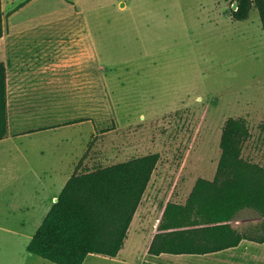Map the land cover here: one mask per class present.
<instances>
[{
	"label": "rangeland",
	"instance_id": "obj_1",
	"mask_svg": "<svg viewBox=\"0 0 264 264\" xmlns=\"http://www.w3.org/2000/svg\"><path fill=\"white\" fill-rule=\"evenodd\" d=\"M26 1L6 2L7 14ZM235 5L233 0H31L9 15V24H25L22 40L59 39L65 25H89L91 122L84 124L83 143L62 148L66 162L74 159L71 150L77 154L85 147L89 128L82 171L151 152L168 163L145 198L153 207L136 215L120 255L91 253L83 264H134L164 202L183 201L175 194L187 192L221 154L228 117L247 119L252 137L244 151L264 164V29L256 7L248 18L235 20ZM34 147H28V156L39 164L44 159ZM2 194L0 264H57L27 250L35 226L22 224L27 209L9 207ZM238 218L258 223L260 217L250 209Z\"/></svg>",
	"mask_w": 264,
	"mask_h": 264
},
{
	"label": "trees",
	"instance_id": "obj_2",
	"mask_svg": "<svg viewBox=\"0 0 264 264\" xmlns=\"http://www.w3.org/2000/svg\"><path fill=\"white\" fill-rule=\"evenodd\" d=\"M233 1L235 20L248 18L256 7L264 29V0ZM3 32L0 0V37ZM6 79V65L0 63V139L8 134ZM251 135L245 117L225 120L214 179L198 177L185 203H164L150 254H205L236 246L243 238L264 242V165L243 155ZM88 155L89 151L28 242L31 253L57 264H83L91 253L119 255L161 154L151 152L82 171ZM244 208L263 217L249 230L253 235L232 224Z\"/></svg>",
	"mask_w": 264,
	"mask_h": 264
},
{
	"label": "crops",
	"instance_id": "obj_3",
	"mask_svg": "<svg viewBox=\"0 0 264 264\" xmlns=\"http://www.w3.org/2000/svg\"><path fill=\"white\" fill-rule=\"evenodd\" d=\"M30 1L24 2L23 6ZM6 2L10 0H2L4 32L0 37V63L6 65L8 134L0 139V191L5 192L2 195L9 207L27 209L21 223L35 226L31 232L32 238L80 160L90 151L89 128L85 130L86 141L82 151L75 154L71 150L74 159L67 163L66 150L62 149L77 141L83 143L84 124L91 122L90 28L88 23H70L63 26L59 39L22 40L25 24H9L8 18L23 6L7 14ZM63 32L66 38L62 37ZM31 144H36L34 148L39 150V159H44L39 164L31 160L32 154L28 151ZM220 155L214 158L211 167L200 171L203 172L202 177L214 179ZM243 155L252 162L264 165L244 149ZM86 159L81 169L86 166ZM164 165L168 163H162L160 158L131 225L143 207H146V212L153 207L154 201L147 204L145 198L155 174L167 168ZM165 177L163 175L158 190L163 188ZM198 177L192 184L189 183L187 192L175 194L184 198L183 201L167 200L185 203ZM162 209L150 227L145 250L132 263L264 264V242L250 238H243L236 246L205 254H150L148 248L157 232ZM250 209L253 208L240 210L232 219V224L239 231L253 235L249 230L262 222L261 214L258 223L238 218L240 212Z\"/></svg>",
	"mask_w": 264,
	"mask_h": 264
},
{
	"label": "water",
	"instance_id": "obj_4",
	"mask_svg": "<svg viewBox=\"0 0 264 264\" xmlns=\"http://www.w3.org/2000/svg\"><path fill=\"white\" fill-rule=\"evenodd\" d=\"M236 6V5H235Z\"/></svg>",
	"mask_w": 264,
	"mask_h": 264
}]
</instances>
